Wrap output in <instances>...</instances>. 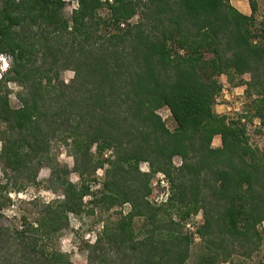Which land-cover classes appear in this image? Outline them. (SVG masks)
<instances>
[{
	"label": "trees",
	"instance_id": "trees-1",
	"mask_svg": "<svg viewBox=\"0 0 264 264\" xmlns=\"http://www.w3.org/2000/svg\"><path fill=\"white\" fill-rule=\"evenodd\" d=\"M77 2L68 18L65 0H0V55L11 59L0 79V165L7 179H0V264H78L52 244L69 214H83L88 204L93 212L127 203V213L86 243L84 264L251 258L264 244V147L251 141L248 126L258 119L255 132L264 134L259 1L249 0L251 14L231 0ZM66 70L74 72L70 82L62 79ZM222 75L246 87L247 110L238 120L215 111ZM10 82L23 87L17 107ZM218 135L221 145L214 146ZM54 143L69 148L79 183L52 157ZM44 165L51 169L48 188L63 197L11 228L4 222L11 191L39 184ZM106 165L102 189L92 191L86 177ZM158 173L170 184L167 202L152 200ZM199 214L194 232L186 230ZM137 218L144 219L139 229ZM197 238L200 253L191 263Z\"/></svg>",
	"mask_w": 264,
	"mask_h": 264
},
{
	"label": "rangeland",
	"instance_id": "rangeland-1",
	"mask_svg": "<svg viewBox=\"0 0 264 264\" xmlns=\"http://www.w3.org/2000/svg\"><path fill=\"white\" fill-rule=\"evenodd\" d=\"M260 4V8L257 14L259 21H261L264 17V0H258ZM66 5L63 9L64 16L70 18L73 9L78 6L77 0H65ZM232 4L236 6L239 10H241L245 14H251V6L249 0H231ZM103 14H106V10L103 11ZM138 18H134L133 21H136ZM62 79L65 82H70V80L74 77V72L72 70H66L62 72ZM249 74H246L243 78H249ZM221 81L223 83V88L221 90L220 95L217 97V101L215 104V111L218 114H224L229 116L232 119L238 120L242 114L246 113L247 110V102L245 94V86L244 85H235L231 83L226 75L221 76ZM237 82V81H236ZM9 88L11 90V104L14 107L20 105V100L18 98V94L23 90V87L17 82H10ZM160 114L163 116L169 128L174 129L176 126V122L168 108H163L160 110ZM245 121V119H242ZM259 124V120L255 119L253 123H248L251 134V141L253 143L258 142L260 145L264 147V134H259L255 132L256 126ZM0 126V130H1ZM214 146L221 145V136L215 137ZM2 149V141L0 140V151ZM93 152L96 153V148H93ZM110 152H108L109 154ZM52 157L59 163L69 169V179L76 183L80 182L79 172L75 170V159L74 156L69 151V148L65 145H60L54 143L52 146ZM181 158L176 157L175 163L180 164ZM105 168H99L95 173L91 176H87L88 183L92 187V191H96L102 189L103 181L106 177ZM140 169L144 172H148L150 170V166L148 162H142L140 165ZM162 175L157 174L153 178V186L160 187V191H155V195H160V192L163 191L161 185H159L158 178ZM51 177V169L44 165L38 175L37 181L39 184L29 185L25 190L16 191L12 190L10 193V197L12 199V203L9 204L5 208V218L4 222L9 225L11 228H16L20 225L21 219L23 216H27L29 221L35 220L41 210L44 208L45 204L50 201H53L56 198H62L61 193L55 192L53 189H49V179ZM94 178L98 180H94ZM0 179L7 180L4 177V173L2 170V166L0 165ZM167 179V178H166ZM37 197V199H35ZM37 200V201H34ZM91 198L87 196L85 201H89ZM152 200L156 201L154 197ZM157 202V201H156ZM93 208L92 204H88L85 211L81 215H77L74 213L69 214V224L62 230L59 236L55 237L52 244L55 248L60 249L61 251L70 255L71 259L78 263L84 264L88 261V249L87 242H92L96 239V235L103 229V226L107 223H115L119 218H121L122 214L127 213L131 206L129 203L124 204L123 206L115 207L111 210H103L99 207L95 208V211H91ZM122 212V213H121ZM174 218L178 219V216L174 214ZM143 218H137L135 220V227L139 229L143 225ZM202 220L200 214L194 215L190 219L187 220L186 230L188 229L191 232L193 227L196 229L197 225ZM190 224V226H189ZM264 227L260 226L262 231ZM200 244L201 239L197 238L192 246V254L190 258V262H195L198 254L200 253ZM264 261V244L262 247L256 251L251 258H245L243 256L234 255L232 258V262L224 263V264H256L259 261Z\"/></svg>",
	"mask_w": 264,
	"mask_h": 264
},
{
	"label": "built area",
	"instance_id": "built-area-1",
	"mask_svg": "<svg viewBox=\"0 0 264 264\" xmlns=\"http://www.w3.org/2000/svg\"><path fill=\"white\" fill-rule=\"evenodd\" d=\"M78 3V2H77ZM9 61L8 58L4 55L1 56V62H0V79L4 77V75L7 73L9 70ZM161 174L162 176L158 178L159 185L163 188V191L160 192V195H155L154 199H156L157 203H162V202H167L169 196H170V184L168 179H166V176L163 173H158ZM155 201V202H156ZM190 226V224H189ZM192 230H194L193 227H191Z\"/></svg>",
	"mask_w": 264,
	"mask_h": 264
},
{
	"label": "clouds",
	"instance_id": "clouds-1",
	"mask_svg": "<svg viewBox=\"0 0 264 264\" xmlns=\"http://www.w3.org/2000/svg\"><path fill=\"white\" fill-rule=\"evenodd\" d=\"M1 56L2 55H0V62H1ZM4 56H6V55H4ZM7 58H8V61H9V63H10V65H9V69H10V66H11V59L8 57V56H6Z\"/></svg>",
	"mask_w": 264,
	"mask_h": 264
},
{
	"label": "crops",
	"instance_id": "crops-1",
	"mask_svg": "<svg viewBox=\"0 0 264 264\" xmlns=\"http://www.w3.org/2000/svg\"><path fill=\"white\" fill-rule=\"evenodd\" d=\"M216 137H218V136H216Z\"/></svg>",
	"mask_w": 264,
	"mask_h": 264
}]
</instances>
